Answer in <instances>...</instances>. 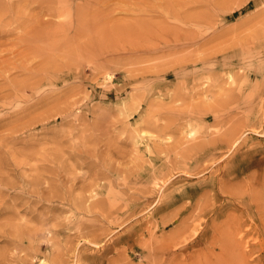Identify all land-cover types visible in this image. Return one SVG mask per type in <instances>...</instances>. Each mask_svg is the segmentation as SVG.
I'll return each instance as SVG.
<instances>
[{
    "label": "rangeland",
    "instance_id": "374dc122",
    "mask_svg": "<svg viewBox=\"0 0 264 264\" xmlns=\"http://www.w3.org/2000/svg\"><path fill=\"white\" fill-rule=\"evenodd\" d=\"M1 5L0 264H264V0ZM83 7L91 33L27 43L35 29L60 33ZM203 105L215 114L196 118ZM173 117L185 126L160 130ZM232 126L236 146L208 154L193 176L183 163L173 175L178 148L155 151ZM227 168L241 187L217 184L203 214L195 199L167 202Z\"/></svg>",
    "mask_w": 264,
    "mask_h": 264
},
{
    "label": "bare ground",
    "instance_id": "6f19581e",
    "mask_svg": "<svg viewBox=\"0 0 264 264\" xmlns=\"http://www.w3.org/2000/svg\"><path fill=\"white\" fill-rule=\"evenodd\" d=\"M54 1V0H53ZM0 7H2V5L0 6ZM2 9H4V7L2 8ZM84 10L86 11V8H81V10L80 11H77V13L75 14V16H74V20H71V22H69V24L68 25H66V24H63V26L64 27H62V24H61V31H60V33H58L57 31H55V30H53L52 32H51V30L49 29V28H46V27H44V28H39L38 30L37 29H35V32L37 31V33H35V34H32L31 35V37H29L28 39H27V43L28 44H31V43H33L34 41H41V40H43V38L44 39H46V41H45V43L44 44H46V43H51V46L54 44V41L52 40V39H54V38H60V37H65V36H68L67 34L69 33V32H71V31H78L79 30V32L80 31H85V32H89L90 31V29H91V26L89 25V23L91 22V20H90V22L87 24V23H85V20H84V15L83 14H85V12H84ZM1 11V10H0ZM50 11H53V9L52 8H50ZM82 12V13H81ZM84 12V13H83ZM69 13V12H68ZM83 15V16H82ZM92 24V23H91ZM89 25V26H88ZM175 29V28H174ZM92 32L94 33L95 31H93V28H92ZM168 32V31H167ZM172 32V31H171ZM175 31H173V33H174ZM177 32V31H176ZM179 32V31H178ZM90 33H91V31H90ZM79 34V33H78ZM80 34H81V32H80ZM82 34H84V33H82ZM87 34V33H86ZM172 34V33H171ZM170 34V36L171 37H174L173 35H171ZM53 35L55 36V37H53ZM76 35V34H75ZM92 38H93V36H92ZM92 38H91V40H92ZM175 38V39H174ZM173 38V40H175V44H177L178 43V41L177 40H179V44H181V42H180V40L183 38V39H185L186 37H185V35H181L180 33H176L175 34V37ZM177 38V39H176ZM167 39V38H166ZM90 40V39H89ZM94 40H98V37H97V39L94 37L93 38V41ZM186 40H189V39H186ZM93 41H91V42H93ZM166 41V40H165ZM164 41V42H165ZM90 42V44H94V43H91ZM172 42V41H171ZM184 42V41H183ZM168 43V42H167ZM166 43V44H167ZM89 44V45H90ZM173 44V43H172ZM43 46V45H42ZM45 46V45H44ZM43 46V47H44ZM93 46V45H92ZM91 46V47H92ZM49 47H50V45H49ZM84 47H85V49H84ZM83 47V49L82 50H87V48H86V46H84ZM37 48H39V47H37ZM172 48V47H171ZM42 49V48H41ZM40 48H39V50H41ZM44 49V48H43ZM48 49V48H47ZM97 48H95V50H96ZM161 49V48H160ZM45 50V49H44ZM94 50V51H95ZM35 51H38V50H35ZM160 51V50H159ZM39 52V51H38ZM42 52V51H41ZM42 54H44V53H42ZM211 55V54H210ZM210 55H208V56H210ZM49 55H46L45 57H48ZM50 57H52V56H50ZM196 57V56H195ZM201 57V56H200ZM186 58V57H185ZM189 59H191V57H188ZM188 58H186V59H188ZM197 58H198V56H197ZM48 58H46L45 59V61L47 60ZM52 59V58H51ZM181 59V58H180ZM180 59H178L179 61H180ZM193 59V58H192ZM191 59V60H192ZM195 59V58H194ZM194 59H193V61H194ZM176 60V59H175ZM178 60H176V61H178ZM181 60H183V59H181ZM191 60H189V61H191ZM196 60V59H195ZM202 60V59H201ZM52 61H54L53 59H52ZM167 61L168 60H166L164 63H166V64H169V62L171 63V61H173L172 59L170 60V61H168V63H167ZM178 61V62H179ZM186 62H183L182 64L179 62L178 63V65L177 66H179L180 68H183V69H185V68H188L189 67V65H190V63H188V60H185ZM204 61V60H203ZM202 61V62H203ZM207 61V60H206ZM210 61V60H209ZM41 62V61H40ZM46 62H48V61H46ZM162 62V61H161ZM192 62V61H191ZM201 62V63H202ZM205 62V61H204ZM208 62V61H207ZM43 63H44V65H46L45 64V62H44V58H43ZM163 63V64H164ZM173 63V62H172ZM171 63V64H172ZM176 63V62H175ZM198 63V62H197ZM212 63V62H211ZM41 64V63H40ZM56 64V63H55ZM54 64V65H55ZM159 64H162V63H159ZM169 65V67H171L172 65ZM181 64V65H180ZM200 64V63H199ZM41 65H43V64H41ZM52 65V64H51ZM165 65V64H164ZM203 65V64H202ZM205 65V64H204ZM47 66V65H46ZM50 66V65H49ZM48 66V67H49ZM158 66V65H157ZM156 66V67H157ZM168 66V65H167ZM45 66H43V68H44ZM48 67H45L46 69H48ZM155 67V66H154ZM164 67V66H163ZM169 67H168V69H169ZM173 67V66H172ZM201 67V66H200ZM23 68V67H22ZM31 68V67H30ZM42 68V69H43ZM165 69H166V67H164ZM164 68H163V70H164ZM192 68V67H191ZM24 69H25V66H24ZM29 69V68H28ZM32 69V68H31ZM41 69V67H40V71L42 70ZM182 69V70H183ZM38 70V71H39ZM152 70H153V68H152ZM155 70H156V68H155ZM154 70V71H155ZM181 70V69H180ZM26 71V70H25ZM28 71V70H27ZM35 71V70H34ZM39 71V72H40ZM44 71V70H43ZM153 71V72H154ZM158 71H160V69H157V71H155L156 72V74L158 73ZM162 71V70H161ZM160 71V72H161ZM166 71V70H165ZM46 72V71H45ZM150 72H151V70H150ZM159 72V73H160ZM172 72V71H171ZM175 72H176V69H175ZM179 72V71H178ZM43 73V72H42ZM47 73V72H46ZM138 73V72H137ZM135 74L134 73V75L133 76H136V75H138V74ZM165 73V72H164ZM39 74V73H38ZM38 74H37V76H38ZM140 74H142L141 72H140ZM154 74V73H153ZM172 74H173V72H172ZM40 75V74H39ZM140 76V75H139ZM163 76V75H162ZM172 76V75H171ZM239 79V78H238ZM22 85V84H21ZM237 85V84H236ZM19 86H20V83H19ZM231 89V88H230ZM173 95V94H172ZM174 95H176V94H174ZM226 96V95H225ZM171 97V96H170ZM176 97V96H175ZM174 97V98H175ZM179 98V97H178ZM172 99V98H171ZM172 100H175V99H172ZM227 100V99H226ZM231 102H232V100H231ZM224 105V104H223ZM197 106V105H196ZM195 106V109L197 108ZM208 106V105H207ZM202 108L203 107H205L204 105L203 106H201ZM166 108V107H165ZM172 108V107H171ZM169 106H168V109H171ZM174 108V107H173ZM172 108V110H174V109H176V108H174L173 109ZM191 108V107H190ZM200 108V107H199ZM198 109V110H195L194 111V114L196 115V118H206V115H209V114H211V113H213V115L215 114L214 113V111H211V110H209V109H207V107H205L206 109ZM166 110H167V108H166ZM178 110H180V109H178ZM181 111V110H180ZM183 111V110H182ZM187 111V110H186ZM189 111H191L192 112V110L190 109ZM175 112V111H174ZM185 112V111H184ZM172 113V112H171ZM181 113V112H180ZM189 113L190 112H188V115H189ZM176 114V113H175ZM185 114V113H184ZM177 115H178V113H177ZM183 115V114H182ZM186 115V114H185ZM191 115V114H190ZM147 116H148V114H147ZM165 116V115H164ZM167 116V115H166ZM176 116V115H175ZM180 116H181V114H180ZM149 117V116H148ZM184 117V116H183ZM182 116L181 117H178V118H183ZM186 117V116H185ZM215 117V116H214ZM217 117V116H216ZM216 117H215V119H216ZM177 118V119H178ZM187 118L189 119V117L187 116ZM191 118V117H190ZM145 119H147L146 118V116H145ZM153 120H155V119H153ZM182 120V119H181ZM181 120H179L178 119V121L176 120V117H173V118H171L169 121L170 122H168L166 125H164V122H163V124L162 125H164V126H160V125H155V127H158V126H160V130H163L164 128H174V129H180V126H185L184 124H185V122H182ZM187 122V121H186ZM144 123V122H143ZM188 124V123H187ZM142 127V126H141ZM140 127V128H141ZM233 127V126H232ZM140 128H137V130L138 129H140ZM147 128V127H146ZM230 128H231V126H230ZM234 128V127H233ZM230 129V130H228V131H226L222 136H220V135H218V136H216V137H212L211 139H209V140H206V139H198V140H196L198 137L196 136V137H194L193 139H188L187 141L185 140H182L181 141V139H180V141L177 139V141L179 142V144H177V143H175V141H171V143H173L172 145H171V143H170V145H167V148H165V147H160V146H158V148L155 150L156 152H163V151H166V153H168L169 152V150L170 149H172V150H170L171 151V153H172V151H173V148H174V151H175V148H178L179 150H180V152H179V154H177V153H173V155H171V156H174V154H177L179 157H173L172 158V160H169V157L170 156H168V160L169 161H172V163H173V165L172 166H174L173 167V171H175L174 172V174L173 175H178V171L180 170H178L177 168H180V166L179 165H183V167H182V171H183V169L186 167V165H188L190 168H192V171H190L189 170V168H188V170H186V171H183L184 172V174H188V175H190V176H193L195 173H200L201 171H202V169H199V163H200V160H202V159H204L208 154L210 155V154H215V153H217L218 151H220V150H223V149H228L230 146H232L233 147V145L234 146H236V144L238 143L237 142V137H236V132L238 131L237 130V128H234V129ZM143 130H144V128H142ZM149 129V128H148ZM146 130V129H145ZM151 130V129H150ZM225 130V129H224ZM224 130H223V132H224ZM140 131V130H139ZM181 131V130H180ZM155 132H158V131H155ZM159 132H161V131H159ZM178 132V131H177ZM145 133V132H144ZM167 134V133H166ZM167 136V135H166ZM154 137H157V136H154ZM158 137H160V136H158ZM157 137V138H158ZM165 137V136H164ZM163 137V138H164ZM147 138H149V137H147ZM153 137H151V139H152ZM156 139V138H155ZM176 141V142H177ZM189 141H191L190 143H189ZM159 142V141H158ZM167 144H169L168 142H166ZM185 143V144H184ZM153 144V143H152ZM155 144H157L156 142H155ZM154 144V146H157V145H155ZM163 144H164V142H163ZM242 144V143H241ZM146 145V144H145ZM159 145V144H158ZM163 146H166V145H163ZM145 148H146V146H145ZM150 148V147H149ZM153 148H155V147H153ZM231 148V147H230ZM147 149V148H146ZM229 150V149H228ZM168 151V152H167ZM173 151V152H174ZM149 152V151H148ZM147 152V153H148ZM170 153V152H169ZM149 154H151V153H149ZM167 155V154H166ZM165 156V155H164ZM210 157V156H209ZM209 157H208V159H209ZM223 158H225V157H223ZM214 159V158H213ZM183 163V164H182ZM170 166V165H169ZM223 166V165H222ZM207 168V166L204 168V169H206ZM220 168V167H219ZM167 169V168H166ZM165 169V170H166ZM174 169H176V170H178L177 172H176V170H174ZM203 169V170H204ZM221 169V168H220ZM219 169V170H220ZM224 169V168H223ZM168 170V169H167ZM166 170V171H167ZM170 170H171V168H170ZM222 170V169H221ZM151 171V170H150ZM168 172V171H167ZM181 172V171H180ZM182 172V173H183ZM155 173V172H154ZM163 173V172H162ZM165 173V172H164ZM215 173V172H214ZM230 172H229V170H228V168L227 169H225V172L222 174V176L221 177H214L210 182H209V184L207 185V184H204V185H192V186H187L181 193H179V194H175V193H173L172 192V194H170V193H168V195H167V197H169V199H168V201L167 202H169V201H174V200H176V201H178L177 200V198L179 197L180 199L179 200H182L184 197H188L189 199H195V202H194V204H193V207H192V205H191V208H193V209H196V212L198 213V214H203L204 212H205V210L208 208V206L210 205V203L211 202H213V198L218 194L217 193V190H215V188H217L218 186H217V184H219L220 185V188L222 189V184H223V182H225L224 180L225 179H227L226 181L228 182V184H226L227 186H231L233 183H235V187H233L234 189H233V191H231V190H228V189H225V187L222 189V190H226L227 192H230V193H234V190L235 189H237V188H239V186H237V184H236V182L238 183L239 182V185H240V180H239V178L238 177H236V178H233L232 179V176H230V174H229ZM150 174H152V172L150 173ZM172 174V173H171ZM216 174V173H215ZM148 175H149V172H148ZM219 175V174H218ZM147 176V175H146ZM172 176V175H171ZM159 177H160V175H159ZM164 176H162L161 175V178H163ZM166 177V176H165ZM150 178V177H149ZM155 179V178H154ZM186 179V178H185ZM188 179V178H187ZM233 180H235V181H233ZM196 183H198V182H196ZM207 183V182H206ZM199 187V188H198ZM232 187V186H231ZM240 187H241V185H240ZM179 189V188H178ZM196 190H199L200 192H199V194L198 195H196L197 197H192V196H190V195H188L190 192H193V191H196ZM221 190V191H222ZM171 191V190H170ZM169 191V192H170ZM177 191V190H176ZM237 191V190H236ZM235 191V192H236ZM238 192V191H237ZM237 192L236 193H234V194H237ZM221 193V192H220ZM224 193H225V191H224ZM222 194V193H221ZM166 195V194H165ZM228 196H229V194H227ZM233 197H234V195H232ZM234 198H238V196H235ZM165 199H167V198H165ZM185 200V199H184ZM212 205V204H211ZM210 205V206H211ZM212 209H213V207H212ZM210 212H211V210H210Z\"/></svg>",
    "mask_w": 264,
    "mask_h": 264
}]
</instances>
